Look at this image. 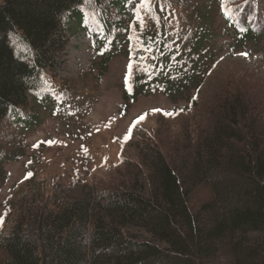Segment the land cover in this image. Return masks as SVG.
I'll list each match as a JSON object with an SVG mask.
<instances>
[{
	"label": "trees",
	"instance_id": "1",
	"mask_svg": "<svg viewBox=\"0 0 264 264\" xmlns=\"http://www.w3.org/2000/svg\"><path fill=\"white\" fill-rule=\"evenodd\" d=\"M87 2L114 8L117 27L129 5L0 0V122L9 116L23 131L40 123L20 109L58 63L67 24L70 33L77 28L101 38L94 39L103 44L97 50L111 56L107 17L95 32L79 10ZM257 34L248 26L235 31L238 40ZM188 64L201 79L199 63ZM165 69L159 66L155 78L142 76L140 86L157 83L173 101L181 99L176 96L189 88L190 75L175 78ZM139 94L123 87L124 100ZM196 110L181 140L143 145L141 172L107 191L85 185L78 193L63 186L49 193L37 185L16 194L10 202L15 222L0 233V264H264V88L228 87ZM5 178L0 166V186ZM130 229L149 237L138 239Z\"/></svg>",
	"mask_w": 264,
	"mask_h": 264
},
{
	"label": "rangeland",
	"instance_id": "2",
	"mask_svg": "<svg viewBox=\"0 0 264 264\" xmlns=\"http://www.w3.org/2000/svg\"><path fill=\"white\" fill-rule=\"evenodd\" d=\"M103 8L87 2L79 10L95 32L106 15L111 56L97 50L103 44L97 47L95 41L101 38L77 28L70 33L67 24L58 63L42 74L39 89L20 109L40 123L23 131L9 116L0 122L5 158L0 166L6 176L0 186V233L12 228L10 202L28 186L49 193L59 186L78 193L85 185L107 191L141 172L143 145L171 146L181 140L196 109L228 87L264 88V0H129L119 27L115 9ZM245 26L259 34L238 40L235 31ZM190 60L199 63L201 79ZM164 64L166 75H190L191 85L176 96L181 99L173 101L157 83L140 86L142 76L155 78ZM123 87L141 94L124 100ZM41 93L48 98L44 104H38ZM141 115L145 119L132 127ZM130 233L141 240L149 237L139 229Z\"/></svg>",
	"mask_w": 264,
	"mask_h": 264
},
{
	"label": "snow or ice",
	"instance_id": "3",
	"mask_svg": "<svg viewBox=\"0 0 264 264\" xmlns=\"http://www.w3.org/2000/svg\"><path fill=\"white\" fill-rule=\"evenodd\" d=\"M240 55L241 56H247L248 54L247 53H240ZM129 67H131V65H129ZM126 83H127V77H126ZM153 112H159V111H161L160 109H153L152 110ZM182 111V110H181ZM167 115H174V113H166ZM145 119V115H141L136 121H134L133 122V126L132 127H135L136 125H138L141 121H143ZM132 127H130L129 128V135L128 136H125V141L127 140V139H129L130 138V136H131V133H132ZM31 175V173H28V176H30ZM27 178V177H26ZM3 219L2 218H0V224H3Z\"/></svg>",
	"mask_w": 264,
	"mask_h": 264
}]
</instances>
